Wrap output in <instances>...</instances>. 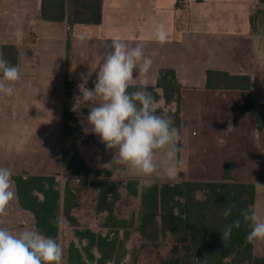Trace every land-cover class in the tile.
I'll return each instance as SVG.
<instances>
[{
  "label": "crops",
  "instance_id": "obj_1",
  "mask_svg": "<svg viewBox=\"0 0 264 264\" xmlns=\"http://www.w3.org/2000/svg\"><path fill=\"white\" fill-rule=\"evenodd\" d=\"M40 1L0 0V46L16 48L15 66L20 70L15 94H0V167H9L13 175L55 176L54 164L59 171L68 45L73 89L67 103L76 112L77 130L82 136L92 134L102 149L98 153L89 145L91 156L97 158L96 169H106L114 181L220 182L230 162L233 182L254 183L252 212L260 209L264 218V179L259 180L264 173V128L257 131L250 114L240 110L251 99L264 101V28L250 24L257 0H98L97 23L80 22L84 13L73 7L72 0H66L63 21H44L39 17ZM160 22L169 33L163 44L153 38ZM111 40L130 46L140 43L145 56L152 58L149 74L137 77V86H153L161 68L175 72L180 84L182 151L171 178L159 173L144 176L111 163L115 149H107L90 130L86 118L93 105L77 99L84 91L80 85L94 88ZM207 71L247 75L250 87L246 91L208 89ZM82 73L88 76L86 83ZM156 106H162V101ZM229 123L236 129L225 132ZM34 223L33 214L20 207L17 197L7 216L0 217V227L13 232L35 229ZM63 224L67 223L59 216L56 241L60 245ZM263 253L264 240L252 242L253 256Z\"/></svg>",
  "mask_w": 264,
  "mask_h": 264
},
{
  "label": "trees",
  "instance_id": "obj_2",
  "mask_svg": "<svg viewBox=\"0 0 264 264\" xmlns=\"http://www.w3.org/2000/svg\"><path fill=\"white\" fill-rule=\"evenodd\" d=\"M264 9V0H258ZM73 7L84 13L80 18L83 23L99 21L98 0H72ZM66 0H41L39 17L44 21H63L65 18ZM264 14V11L262 12ZM250 24L253 20L250 16ZM0 52L12 65L17 63V51L13 45L0 46ZM64 96L66 99L63 110L62 148L60 169L71 176L85 179L94 174L100 177L96 185V195L93 204L95 215H102L100 227L105 234L90 229H77L78 221L75 210L79 207L77 195L80 190L75 184L66 182L60 189L55 176H33L25 172L13 175L16 197L20 207L30 211L34 216L35 230L43 235L54 238L58 235V217L61 216L68 226L74 228V234L84 241L78 248L70 242L67 248L66 264H109L115 249V240L110 234L122 230L128 234L131 222L121 220L115 215V205L120 199V188L132 196L140 198L144 212L138 216L137 230L147 241H157L165 233L175 234L183 231L188 242L181 245L183 258H165L160 264H264V253L261 257L252 254V243L247 240L250 231L248 222L244 221L242 212H252L254 203V183H236L230 176L231 163L227 162L223 169V180L220 182L186 181L181 179L175 183H153L140 188V182L128 179L124 182L109 178L110 173L104 168L92 169L80 155L76 142L81 133L76 127V112L69 108L67 100L73 89L71 71L72 58L66 45L65 55ZM139 87V86H137ZM206 87L208 89H234L246 91L250 87L247 75H229L221 71L206 72ZM130 88L129 91H134ZM156 103L157 111L167 110L173 117L174 126H180V84L175 72L169 68L157 71L153 86H146ZM241 111H247L254 121L257 131L264 128V101L251 99L240 106ZM102 149L92 139V134L82 141ZM264 179L260 173L259 180ZM83 181V180H82ZM74 186V187H73ZM174 201V205L170 202ZM234 205L231 216L222 215L224 207ZM177 209V211L175 210ZM160 215L157 216V212ZM240 219L239 229L233 228L229 240L222 241L220 233L233 220Z\"/></svg>",
  "mask_w": 264,
  "mask_h": 264
},
{
  "label": "clouds",
  "instance_id": "obj_3",
  "mask_svg": "<svg viewBox=\"0 0 264 264\" xmlns=\"http://www.w3.org/2000/svg\"><path fill=\"white\" fill-rule=\"evenodd\" d=\"M169 33L163 22L153 31V38L163 44ZM104 61L96 72L93 89L84 88L78 100L90 103L87 123L107 149H115L111 163L129 167L135 173L149 176L161 174L171 178L180 163L181 135L167 113L157 114L156 101L145 85L137 87V77H147L153 60L145 56L142 44L130 46L127 42L111 40ZM90 75V74H88ZM87 82L88 76L81 74ZM20 70L0 52V94L13 96ZM135 88L134 91H129ZM231 123L225 132L234 131ZM13 172L0 167V217L7 216V208L16 198ZM234 205L224 207L222 215L231 216ZM250 231L247 240H264V218L255 211L242 212ZM241 220H233L221 231L227 241L233 228L239 229ZM0 264H63L62 246L39 230L24 228L13 232L0 227Z\"/></svg>",
  "mask_w": 264,
  "mask_h": 264
},
{
  "label": "rangeland",
  "instance_id": "obj_4",
  "mask_svg": "<svg viewBox=\"0 0 264 264\" xmlns=\"http://www.w3.org/2000/svg\"><path fill=\"white\" fill-rule=\"evenodd\" d=\"M262 8L263 7L257 0L256 9L251 14L254 28H264V14L262 13L264 9ZM162 113H167V110L163 109V111H157V114ZM168 115L171 116L170 114ZM86 137L87 134L81 135L80 139L76 142L77 149L87 165L92 169H96L94 166L97 158L91 156L92 148L88 144L82 142ZM55 168L56 164H54L53 175H55V178L58 180L60 189L63 188L64 183L67 181L71 184L73 183L70 180V174L62 172L61 169L55 171ZM85 179L87 183L84 186V179H82L83 181L80 180L79 183H73L75 184V188L80 190L77 195L79 207L75 210V214L79 220L77 229H90L97 233L105 234L106 231L100 227L103 216L95 215L93 212L96 185L100 177L90 174ZM154 182L158 184L172 183L166 180L149 179L140 181V188L148 187ZM119 192L120 199L115 205V215L121 220L131 222V224L127 235H124L122 230H119L118 233L110 234V236L114 238L116 246L109 264H160V261L169 257L182 259L184 251L181 249V245L188 242L185 232L179 231L175 234L165 233L163 236L159 237L157 241L150 242L145 240L137 230L138 216L141 212H144L139 196L132 197L128 195L123 188H120ZM174 204V201L170 202V205ZM175 210L177 211V209ZM256 213L261 215V210H257ZM159 215L160 211L157 212V216ZM63 225L61 246L63 249V264H66V254L69 243L73 242L80 248L81 245L84 244V241L80 240L74 234V228L67 224Z\"/></svg>",
  "mask_w": 264,
  "mask_h": 264
},
{
  "label": "built area",
  "instance_id": "obj_5",
  "mask_svg": "<svg viewBox=\"0 0 264 264\" xmlns=\"http://www.w3.org/2000/svg\"><path fill=\"white\" fill-rule=\"evenodd\" d=\"M70 180H71L73 183H79L80 180H81V177H79V176H71V177H70Z\"/></svg>",
  "mask_w": 264,
  "mask_h": 264
}]
</instances>
